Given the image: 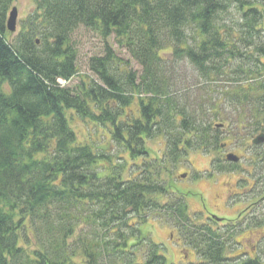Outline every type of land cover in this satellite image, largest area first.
I'll use <instances>...</instances> for the list:
<instances>
[{"label":"trees","instance_id":"1","mask_svg":"<svg viewBox=\"0 0 264 264\" xmlns=\"http://www.w3.org/2000/svg\"><path fill=\"white\" fill-rule=\"evenodd\" d=\"M13 1L0 0V264H174L143 231L153 216L201 264H259L228 256L225 233L191 215L166 174L215 144L212 85L235 111L259 93L251 112L264 114V0H32L9 43ZM79 28L105 45L87 62L96 79L69 88ZM180 63L203 80L193 91ZM218 81L236 86L218 93ZM74 115L104 147L77 141ZM158 137L161 158L147 146Z\"/></svg>","mask_w":264,"mask_h":264},{"label":"rangeland","instance_id":"2","mask_svg":"<svg viewBox=\"0 0 264 264\" xmlns=\"http://www.w3.org/2000/svg\"><path fill=\"white\" fill-rule=\"evenodd\" d=\"M15 7L17 9V20H16V30L14 33H10L7 31L6 36L9 43L13 42L16 34L21 30L22 22L24 19L30 14L32 9L34 8V2L32 0H14L13 4L10 8V10ZM9 10V12H10ZM73 44H75V47L77 49V55H78V65H79V75L74 77L69 83H65L63 81H60V83L68 86L69 88L75 86L78 84L81 80V78H84L85 76H88L90 78L96 79L93 74L90 73L88 69L87 62L91 56L94 55H102L103 48L105 45V42L103 41L102 37L100 35L92 30H85L82 28H79L75 32L72 38ZM110 43V46L116 51V53L123 59H127V54L123 53L117 45L113 42V40L108 41ZM260 60L264 63V58L261 57ZM133 70L138 69L139 67L136 64L132 63ZM181 74V79L179 81L180 86H188L190 88V91H193V89L201 84L202 79L200 80L198 75L196 74V71L193 69V67L190 64L187 63H180L179 64V70ZM85 79V78H84ZM252 85L254 82L251 83ZM218 93H221L220 91L225 89V91L230 90L231 87L234 88L236 85H231L226 82H220L218 81ZM244 85V84H243ZM246 86V84H245ZM244 86V87H245ZM212 88L210 91H208L207 96L209 98L214 97L217 101L216 103L218 106L212 110L211 113H208L210 116H213L215 114L216 118H214V121L211 122L212 128L214 127V123H221L224 124L226 129L223 132H229V135H236L235 133L232 134L234 129L237 127L239 130H242V127H245L247 131H250L254 127L258 126L259 124L264 123V114H259L258 116L253 115L251 112V107L255 104L257 97L259 96V93L253 94L250 98V103L247 106H243V109L240 108V110L235 111V107L230 102H226V98L224 96V100H218L219 94H214L215 92H211L212 89H215V87L212 85ZM227 88V89H226ZM221 89V90H220ZM196 91V95H198L199 91ZM215 91V90H213ZM192 93V92H191ZM214 94V95H213ZM224 94V93H223ZM194 95V93H193ZM199 96V95H198ZM223 100V101H222ZM226 100V101H225ZM131 110H135L136 108L133 106H130ZM208 109V107H205ZM132 112V111H130ZM256 125V126H255ZM72 129L76 132V138L77 141L80 143H86L91 145L94 150L100 147H104L105 143L103 138L100 137V131L96 130L94 127H92L89 123L84 122L82 120H79L75 115L72 118L71 122ZM236 127V128H234ZM248 127V128H247ZM255 134V133H254ZM237 136V135H236ZM235 138H229L226 139L228 142H232L234 144L237 143V146L239 147L240 144H248L249 138L246 139V141H243L241 139ZM164 141L163 138L158 137L154 140L149 141L147 146L149 149L153 150V155L157 158H161ZM111 153L112 149L109 150ZM252 150H248V152L245 150L246 156H251ZM121 152L118 153L120 155ZM115 155V153L113 154ZM214 152L213 149L208 150H193L189 151L185 157L180 160V162L176 164H172L168 166L169 173L166 174V179L169 184L170 192L179 193L184 196L186 202H187V208L189 213H201L203 210L207 211L210 208V205H213L215 203L214 201V194L216 195L217 192L215 190L211 191L208 189V186L206 185L207 181L205 180H199L201 176L204 175V170L208 166L209 161L213 158ZM200 171H202L200 175ZM185 174L184 178L182 176ZM218 215L221 216L225 214V212L219 208ZM231 214V213H229ZM228 214V215H229ZM192 215V214H191ZM205 214H200L199 221L202 223H211L213 227L215 228L216 225L213 222H210L208 220L205 221ZM143 231L147 233L149 236H151V239L153 242L160 245L163 250L162 253L168 257L169 261L174 264H201L199 259L195 256L192 249L184 246L182 242V237L179 235L177 230L174 227V224H172L168 220L162 221V219L158 218L157 216L148 217L147 222L143 225ZM256 231L260 232V229H257ZM231 246L228 247V256H232L235 258L236 256H244L246 254L247 257H257L259 264H264V242L257 245L254 243L246 242V249H243L242 246H237L233 242H229Z\"/></svg>","mask_w":264,"mask_h":264},{"label":"flooded vegetation","instance_id":"3","mask_svg":"<svg viewBox=\"0 0 264 264\" xmlns=\"http://www.w3.org/2000/svg\"><path fill=\"white\" fill-rule=\"evenodd\" d=\"M213 125L215 144L209 149H213L214 156L204 170L205 176L199 180L207 181L208 189L217 194L209 210L194 215L205 214V221L218 225L214 228L208 223L213 229L221 230L228 240L243 249L246 242L259 245L264 242V123L247 132L245 127L242 130L234 127L232 134L237 136L229 135L228 131L223 134L224 124ZM235 136L243 141L249 138V143L238 147L226 140ZM249 149L250 157L244 153ZM219 208L225 214L219 216Z\"/></svg>","mask_w":264,"mask_h":264},{"label":"water","instance_id":"4","mask_svg":"<svg viewBox=\"0 0 264 264\" xmlns=\"http://www.w3.org/2000/svg\"><path fill=\"white\" fill-rule=\"evenodd\" d=\"M8 18L6 21V28L10 33H14V31L16 30V20H17V10L15 7H13L11 9V11L8 13ZM260 138V137H259ZM185 174L182 176V178H184Z\"/></svg>","mask_w":264,"mask_h":264}]
</instances>
